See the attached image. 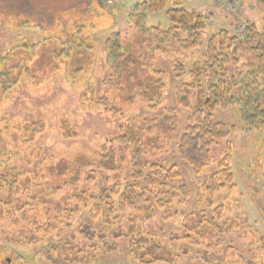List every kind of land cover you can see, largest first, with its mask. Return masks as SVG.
Returning <instances> with one entry per match:
<instances>
[{"label": "rangeland", "instance_id": "374dc122", "mask_svg": "<svg viewBox=\"0 0 264 264\" xmlns=\"http://www.w3.org/2000/svg\"><path fill=\"white\" fill-rule=\"evenodd\" d=\"M141 1L0 0V57L21 48L23 42L35 44V51L41 52L47 48L46 44L50 43V48L51 41L74 30L97 42L89 63L78 73L62 65L63 57L43 65L39 53H36L33 77L23 75L2 96L0 174L4 173L5 167L16 169L20 175L17 183L28 182L27 192L34 193L35 199L31 201L32 210L19 209L17 216L11 217L8 211L12 209V203L5 204L8 193L6 188L0 187V210L2 213L3 209L7 210L4 215L0 213V224L8 225L4 232L0 227V264H144L132 262L127 253L132 246L128 237L135 232H129L127 226L132 219L140 221V215L144 213L119 207L120 190L127 181L134 180L132 154L135 143H121L117 137L119 126L133 115L138 117L141 125L148 126L140 140L143 164L165 169L175 167L179 175L167 184V188L175 190L174 196L166 195L164 201L151 205L153 214L145 222L150 234L158 236L163 246L179 252L176 259L181 263L178 264H192L193 251L202 250L203 244L197 240L195 232L184 231L189 218L196 219V216L187 214L199 209L204 193H207L203 184H207L211 173L218 171V161L224 155L226 144H230L231 170L237 188L230 190L231 194L227 195L230 198L225 196L227 189L209 191L214 206L222 205L217 211L220 219L216 221L222 224L227 217H233L235 219L231 221L239 223L247 217L250 225L261 231L258 235L263 240L257 235L254 246L259 251L251 255L245 252L243 256L252 259L249 264H261V261L264 264V124L249 131L240 121L236 108L216 107L212 119L233 126L235 132L225 141L212 143L210 154L213 160L202 171L196 172L180 156L178 143L197 97L191 98L188 108L179 106L176 88L181 82L190 81V77L186 75L177 79L173 74L176 62L192 66L202 60L211 31L224 29L244 36L247 22H255L260 27L262 6L257 0H177L186 9L206 14L203 44L187 51L181 49L155 55L154 68L164 72V87L161 101L147 109L146 101L132 98L127 93L126 84L119 91L112 83L101 84L103 79L109 78L103 59V42L111 32L119 31L129 36L135 32L127 15ZM78 3H81L79 7ZM171 6L170 0L165 10L147 15L145 23L167 28L169 22L165 12ZM243 61L244 56L240 59ZM230 72H233L232 67ZM123 81L130 83L132 78L130 81L126 75ZM259 83L264 87V77L259 78ZM96 100L107 105L96 103ZM117 109L120 112H115ZM35 122L40 123L38 132L34 135L22 132L24 124ZM62 126L70 134H66ZM144 170L148 172L147 167ZM5 177L8 178V173ZM153 177L159 184L161 176ZM139 182L142 183V179L137 183L138 191L143 192ZM116 184L114 190L117 189V193H114L112 189ZM181 186L186 191L177 190ZM14 195V198L23 196L21 193ZM205 211V218L214 216L213 207L209 206ZM36 217L42 218V224L38 223L40 228L46 227L35 233L33 239V229L27 228L25 219L33 222ZM234 226L231 222L228 239L243 251L248 248L246 240H239ZM85 230L91 234L90 240L85 237ZM239 230L248 229L245 226ZM134 236L148 237L142 231H136ZM106 240H113L110 244L116 242L117 247L108 250L104 245ZM185 246L190 250L188 256L180 254ZM233 251H228L230 256L224 260L226 264L238 259L237 255H232ZM257 255L259 262H255L257 258L253 259Z\"/></svg>", "mask_w": 264, "mask_h": 264}, {"label": "trees", "instance_id": "16d2710c", "mask_svg": "<svg viewBox=\"0 0 264 264\" xmlns=\"http://www.w3.org/2000/svg\"><path fill=\"white\" fill-rule=\"evenodd\" d=\"M169 2L170 0H143L136 3L127 15V21L133 25L135 32L130 36L119 31L111 32L103 42V59L108 67L109 78L107 80L103 79L101 84L110 85L112 83L117 85L118 91L123 89V85L126 84L127 93L132 98L138 97L146 101L148 103L146 104L147 109L155 107L161 101V92L164 87V72L154 68L155 55L157 53H167V51L173 53L181 49L187 51L201 47L203 44L202 32L206 28V14L195 9H186L177 0H171L172 6L166 9L165 13L169 22L167 28L163 29L145 23L147 15L165 10ZM257 2L260 3L263 11L260 27H257L255 22H247L244 27V36L231 34L224 29L211 31L201 61L193 63L192 66L180 62H176L174 65L173 74L175 78L180 79L186 75L190 77V81L181 82L176 88L177 104L188 108L191 98L197 97L193 113L189 116L188 125L180 136L178 143L180 156L196 172L202 171L213 160L210 154L212 143L219 140L225 141L235 132L233 126L212 119L211 114L216 107L236 108L240 115V121L249 131H251V128L264 124V87L259 83V78L264 77V0H257ZM80 4L78 3L77 6L79 7ZM51 42L50 48H48L49 43L46 44V49L44 48V50L38 52L40 59H42L40 63L45 65L54 60L56 62L60 57H63L62 65H65L68 69L70 68L71 72L74 71L75 73L82 72L85 65L89 63L93 56L91 53L94 44H97L95 40L88 38V36L79 35L78 30H74L69 35L62 34ZM34 46L35 44L23 42L20 45L21 48L18 47L6 56L0 57V101L2 96L17 84L20 77L23 75L33 77V59L38 54ZM242 56L245 57V61L240 62ZM231 67L233 68L232 73L230 72ZM150 71H152L151 74ZM126 75L130 77V81L132 78L130 83L123 81ZM96 103L107 105L101 100H96ZM106 110L110 111V109ZM117 111L120 112V109L115 110V112ZM39 127V122L31 125L24 124L22 132L25 131L29 135H34L39 131ZM119 127L120 133L117 140L125 144L131 141L135 143L132 154V178L134 180L131 183L127 181L123 190H120L119 207L143 212L144 214L140 215V221L132 219L127 227L130 230L129 232L133 230L135 232L142 231L148 235V237L139 236L137 238L134 236L135 232L132 233L128 237L132 246L127 253L134 263H181L180 260L177 261L178 259H176L179 257V252L176 249H168V247L163 246L158 236L153 233L150 234V230L146 228L147 224L145 223L149 215L153 214L151 205L164 201L166 195L171 194L174 196L175 190L167 188V184L178 178V171L175 167L165 169L153 164L150 166L143 164L140 140L148 126L141 125L137 116L128 117L125 124ZM63 130L66 134H70L67 128L63 127ZM231 151L230 144H226L224 155L217 164L218 171L211 173L207 184H203L207 193H204L199 209L187 214V216H196V219L189 218L190 222L185 226L184 231L195 232L197 240H201L203 244L202 250L193 251L190 248L193 251L191 259L194 261H192V264H226L224 260L227 256H230L228 254L230 249L234 250L232 255L238 256L236 262L241 261L240 264H249L252 259L243 256L244 253L251 255L259 251L254 246V239H257V235L261 231L250 225L246 220L247 217L241 219L239 223L231 221V219H235L233 217H227L222 224L216 221V219H220L217 211L221 209L222 205L214 206L215 202L212 201L209 191L214 193L224 188L227 189L225 191L227 197L228 194H231L230 190L233 187L237 188L231 170ZM146 167L148 172H144ZM2 172L4 173L0 174V187L6 188L8 193L5 204L12 203V209L8 211V214L11 213V217H15L19 209L32 210L33 204H31V201L35 199V194L27 192L28 182H24L22 185L17 183V178L20 175L16 169L10 170L5 167ZM6 173H8V178L5 177ZM153 175L161 176L159 184L154 180ZM141 179L143 182L139 183L143 187V192L138 191L137 185ZM116 187L117 184L112 192L117 193V189L114 190ZM160 189L162 192L159 191ZM177 190L180 192L186 191V188L181 186ZM15 193H21L23 196L14 198ZM109 197L107 194L106 199ZM204 206L206 209L209 206L213 207L214 216L209 219L205 218L207 213ZM0 213L4 215L7 210L5 212L3 209V213L0 210ZM23 217L26 218L27 215L25 214ZM204 220L208 222L203 223ZM41 221V217H36L33 222L25 219V222L28 223L27 228L33 229L31 236L33 239H35V233L43 231L46 227L43 225L40 228L38 223L42 224ZM44 222L46 223V221ZM131 222H133V225ZM231 222L233 226L235 225L239 240H246L247 249L238 250L232 245V239H228L230 237L228 229L231 228ZM242 224H245L244 227ZM7 226V224H0L1 232H4ZM48 226L51 227V224L49 223ZM245 226L248 230H239V228L245 229ZM85 229H88V227H85ZM85 232V237L90 240L91 234H88L86 230ZM114 233L115 231L112 232V234ZM252 238L253 241H250ZM258 238H261V236L258 235ZM261 239L263 240V237ZM111 241L106 240L104 242L108 250L117 247L116 242L110 244ZM111 245L113 246L111 247ZM188 252L190 250L188 246H185L181 248L180 254L188 256ZM254 258H257L255 262L260 261L258 255L253 256ZM236 262L227 264H236Z\"/></svg>", "mask_w": 264, "mask_h": 264}]
</instances>
